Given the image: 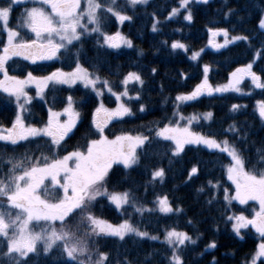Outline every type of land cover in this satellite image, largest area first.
Listing matches in <instances>:
<instances>
[{"label":"trees","instance_id":"1","mask_svg":"<svg viewBox=\"0 0 264 264\" xmlns=\"http://www.w3.org/2000/svg\"><path fill=\"white\" fill-rule=\"evenodd\" d=\"M7 3L8 0H0L2 6ZM174 8L180 9L179 15L169 18ZM120 9L132 16V20L124 22L119 28L115 17L108 14L103 30L107 33L121 32L132 41L131 48H108L103 39L93 33L90 37L76 41L67 53L61 50L59 59L40 60L33 64L22 57H14L13 61H9V74L23 77L32 72L33 75L42 76L57 69L74 68L78 56L83 67L106 79L113 91L119 92L124 90L121 79L130 72H136L143 79V86L134 83L127 89L129 96L135 97L139 93L140 99L124 100L133 115L112 121L105 129L109 139L125 133L148 135L151 139L156 128L172 120L178 105L183 116H202L211 112L210 120L201 118L198 122L194 121L192 129L220 141L227 139L245 158L246 170H264V121L256 111L257 102L264 101V88L256 87L251 78L246 77L239 85L240 92L201 95L187 102L175 99L180 94L192 92L201 84L205 66L210 68L207 78L213 86L224 84L232 71L249 63H253L252 71L264 83V29L259 27L260 20L264 19V0H208L207 3L191 0L188 9L180 8V0H149L147 5H137L134 9L126 4V0H118L117 10ZM189 10L193 17L191 21L184 19ZM153 23H157L155 32L152 30ZM217 28L227 29L231 36H246L248 39L212 50L207 47L212 38L209 29ZM0 35L2 50L5 45L2 30ZM176 41L187 45V51L173 49L171 45ZM199 51L200 57L192 60L193 53ZM69 96L81 114L80 120L58 149L50 146L49 137L30 138L16 145L0 141V157L5 161L9 157L15 160L27 157L36 161L42 155L51 156L53 151L60 157L72 151L85 150L91 139H98L99 134L93 125L98 98L90 88L80 84L72 87L49 85L44 93V101L33 98L27 106L25 122L35 126L44 125L48 110L64 109ZM8 98L0 91V126L3 128H10L16 117V106ZM113 99L105 90L104 102L112 107ZM141 104L144 111H139ZM233 105H239V108L234 110ZM231 126L239 131H227ZM172 147L171 141L153 140L137 150L138 164L131 168L113 164L108 190L128 191L130 202L122 209H117L106 197H98L91 209L95 217L113 224L128 219L140 231L159 239L152 240L135 234H128L123 240L110 236L85 237L87 231H84L82 238L89 244L93 261L98 259V253H107L105 264H171L172 249L164 242V238L166 230L176 228L196 240V244H187L180 250L179 255L184 264L249 263L261 237L251 226L242 229L240 236H237L232 228L234 221H228L226 216H251L253 203L256 202L240 205L233 200L228 210L229 205L223 199L224 190L227 189L230 197L235 192L225 170L231 158L227 153L201 145H186L184 152L174 157L171 154ZM192 167H197L198 172L189 180ZM160 168L165 172L162 183L159 178L153 179L152 176ZM0 169L8 171V167L3 164H0ZM209 181L218 183L219 190L213 188ZM201 188L203 192L199 191ZM163 196L168 197L173 213L152 209L156 208L157 198ZM133 204L151 211L141 215ZM176 209L182 211L177 212ZM67 227L76 234V225ZM213 242L216 247L210 248ZM4 252L5 248H0V264L9 262L7 259L3 261ZM21 264H77V261L67 259L62 246L56 245L48 253L38 248ZM256 264H264V261Z\"/></svg>","mask_w":264,"mask_h":264},{"label":"snow or ice","instance_id":"2","mask_svg":"<svg viewBox=\"0 0 264 264\" xmlns=\"http://www.w3.org/2000/svg\"><path fill=\"white\" fill-rule=\"evenodd\" d=\"M191 0H180V8L188 9ZM207 3L208 0H202ZM31 3L33 6L25 8L21 14L16 27H9V20L12 15L14 4ZM149 0H126V4L133 9L137 5H147ZM118 9V0H86V7L81 9V0H8L4 6H0V30L7 34V42L0 50V91L14 97L17 106V115L10 128L0 126V141L16 145L21 141H28L30 138L49 137L50 146L58 149L61 143L68 137L69 133L76 127L80 120V112L74 107V101L71 96L67 98V106L62 112H56L49 109V119L47 123L38 128L25 122L24 113L27 106L31 104L32 97L27 89L35 86L38 96L43 93L50 84L72 86L77 82L90 88L97 96H103V89L115 97L116 107L107 108L101 102L95 109L93 125L100 134L98 139H91L86 144V151H72L59 157L58 153L53 151L51 156L42 155L39 160L32 161L27 157L21 160L9 157L6 161L0 157V164L8 167L7 172L0 169V243H3L7 249L5 256L9 258V264H21L26 260L30 253H36L37 245H43V251L49 252L59 243H61L63 252L72 261L77 264H85L84 257H87V264H105L108 260L107 253H98V259L93 261V254L89 251V244L86 239H82L70 230H65V226L70 222V218L80 217V225L90 229L84 236H110L118 237L123 240L128 234H135L139 237H149L152 240H158L157 236H149L147 232L140 231L130 220L125 219L120 224H112L104 219L95 217L91 209L95 205L98 197H106L117 209H122L130 202V193L110 192L108 190L109 173L113 164L122 163L125 168H131L139 163L137 148L153 140L171 141L172 156H179L184 152L186 145H204L209 149L218 150L220 153H227L231 158L230 163L225 166L227 178L235 185V196L230 197L227 189L224 190V201L230 205L233 200L238 201L240 205H246L249 201L257 202L259 210L254 212L252 218L243 214L228 215V221H234L233 231L240 236L241 230L249 226L255 229L262 241L258 244L257 250L252 257L251 264H256L257 260L264 257V170L257 171L246 170L245 158L240 151L229 143L227 139L218 141L211 135L194 131L193 122H198L201 118L210 120L212 113H204L202 116L193 114L184 117L177 111L173 113L172 120L165 126L154 130V136L125 133L109 139L104 135L105 128L113 121L122 119L126 116H132V109L124 102L123 97L129 101L139 100V93L135 97L129 96L127 85L132 82H138L143 86L144 81L138 73L130 72L123 79L125 86L122 92H115L109 85V82L101 80L98 74H93L87 68L79 63L78 56L74 63L75 67L70 72H64L57 69L47 76H34L28 72L24 78L9 74V61L14 57H22L35 64L38 60H52L57 57L61 49L65 53L69 51V46L74 41H81L82 36H91L97 34L103 39L104 45L108 48L119 49L121 46L131 48L132 41L117 31L114 34L105 32V19L108 14L114 16L122 25L126 21H131L132 16L125 13L123 9ZM179 8L172 9L169 18L178 16ZM184 19L191 21L192 13L189 10ZM158 23V21H157ZM157 23H153L152 30L157 31ZM91 25V28L89 26ZM259 27L264 29V19L260 20ZM19 29V30H17ZM27 29L29 33L34 34V38H25L21 31ZM213 38L223 36V44H217L213 39L210 44L214 48H223L230 43L239 40H247L246 36H232L229 38L227 29H209ZM171 47L173 49H184L187 51V45L176 41ZM141 55L143 53L141 52ZM200 52H194L191 59L197 60ZM251 63L237 68L231 73L232 79L225 85L214 87L207 78L210 71L209 66L204 67L205 77L201 84L187 94H180L175 99L180 102L196 100L199 96L213 92H240L239 85L246 77H250L256 87L264 88L261 83V77L252 71ZM153 73L155 69L152 70ZM97 85H102L98 88ZM239 108V105H233V109ZM259 114L264 118V101L258 102ZM139 111H144L143 104ZM67 116V120L61 122L60 117ZM181 126L176 121H185ZM227 131L237 133L239 130L231 126ZM153 132L152 129L149 130ZM71 162V164H70ZM198 172L197 167H192L189 174V180ZM164 169L160 168L152 173L153 179L159 178L161 183L164 179ZM49 181L52 188L63 190V196L58 202L52 203L43 199L39 192L49 191L45 181ZM63 181V182H62ZM209 184L219 190L220 185ZM203 192L204 189H199ZM6 201V203H5ZM156 203L159 211L162 213H173L174 209L167 196L158 197ZM209 203H212L209 200ZM135 210L141 215L151 209L136 206ZM15 209L16 214H12ZM177 212L182 209H176ZM60 221V229H57L56 222ZM191 224V221H188ZM36 229H39L38 231ZM243 237L241 236V239ZM164 242L172 249L171 264H184L179 252L187 244H196L187 232L178 231L176 228L166 230ZM215 248L213 242L209 245Z\"/></svg>","mask_w":264,"mask_h":264},{"label":"rangeland","instance_id":"3","mask_svg":"<svg viewBox=\"0 0 264 264\" xmlns=\"http://www.w3.org/2000/svg\"><path fill=\"white\" fill-rule=\"evenodd\" d=\"M124 3V2H123ZM0 6H2V5H0ZM15 6H17L16 7V9H15ZM33 5L31 4V3H27V4H14L13 5V9H14V15H11V18H10V20H9V27H13V28H15L16 27V25H17V23L19 22V20H20V17H21V14L24 12V10H25V8H30V7H32ZM86 7V0H81V9H83V8H85ZM18 9V10H17ZM116 20V19H115ZM127 22V21H126ZM118 23H119V21H118ZM11 24H12V26H11ZM123 26V25H122ZM89 28H91V25L89 26ZM119 28H121V24L119 23ZM17 30H19V29H17ZM4 37H5V44H6V42H7V34L4 32ZM108 34H114V33H108ZM21 35L22 36H24L25 38H29V37H31V38H34V34H31V33H29L28 32V30L27 29H24V30H22L21 31ZM92 36V35H91ZM82 37H90V36H82ZM232 36L231 35H229V38H231ZM0 38H1V35H0ZM212 39H214L215 40V42L217 43V44H223V42H224V37L221 35V36H217V37H215V38H211V40L210 41H212ZM76 41H74L73 42V44L75 43ZM72 46V45H71ZM71 46H69V47H71ZM208 48H210V49H212V50H217V48H214L211 44H210V42L208 43V46H207ZM126 48H128V47H126V46H121L119 49H117V50H122V49H126ZM112 49V48H111ZM220 49V48H219ZM61 50H63V49H61ZM62 52V51H61ZM60 52V53H61ZM200 53H201V51H199ZM60 53H58L57 54V57L56 58H54V59H59L60 58ZM54 59H52V60H54ZM38 61H40V60H38ZM42 61V60H41ZM252 65H253V63H251ZM244 66H246V65H244ZM75 67V66H74ZM241 67H243V66H241ZM85 68V67H84ZM240 68V67H239ZM74 68H70V69H66V70H63L64 72H70V71H72ZM236 70V69H235ZM234 70V71H235ZM56 71V70H55ZM55 71H52V72H55ZM234 71H232V72H234ZM52 72H50V73H52ZM231 72V73H232ZM49 73V74H50ZM136 73V72H135ZM49 74H46V75H42V76H47V75H49ZM128 75V74H127ZM127 75H125L122 79H121V83H122V81H123V79L127 76ZM207 75H208V73H207ZM26 76V75H25ZM25 76H23V77H21V78H24ZM34 76H38V75H34ZM204 77H205V73H204V76H203V79H202V81L204 80ZM3 78V75L1 76L0 75V79H2ZM232 79V77H231V74L229 75V78H228V80H227V82H225L224 84H221V85H225V84H227V83H229V81ZM101 80H103V79H101ZM134 83H138V82H135V81H132V82H130L128 85H127V87L130 85V84H134ZM202 83V82H201ZM77 84H80V85H82V86H84L82 83H80V82H77L76 84H74V85H77ZM139 84V83H138ZM50 85H52V84H50ZM74 85H72V86H74ZM123 85V84H122ZM54 86H69V85H54ZM72 86H70V87H72ZM97 87L98 88H101L102 87V85H97ZM125 87V86H124ZM214 87H216V86H214ZM105 90H106V93H108L107 92V89L106 88H104L103 89V92H105ZM128 90V89H127ZM27 91H28V93H29V95L32 97V99L33 98H37V99H41V101H44L43 99H44V93H43V96L41 97V96H38L37 95V93H36V88H35V86L33 85V86H30L28 89H27ZM123 91V89L121 90V91H119V92H122ZM94 92V91H93ZM115 92H117V91H115ZM119 92H117V93H119ZM95 93V92H94ZM129 93V92H128ZM215 93H221V92H213V94H215ZM96 94V93H95ZM5 95L7 96V97H9L8 96V94H6L5 93ZM203 95H207V93H205V94H203ZM104 96V95H103ZM103 96L101 97V96H97V98H98V105H97V107H99L100 106V103L102 102L103 104H104V106L105 107H107V108H109V109H111V108H115L116 107V101L114 100L115 99V97L114 96H112L110 93H109V96L111 97H114V105L112 106V107H110V106H108L105 102H104V100H103ZM131 96V95H130ZM127 97H123L122 99L123 100H125ZM9 100H11L14 104H15V106H16V103H15V100H14V97H9L8 98ZM67 106V105H66ZM65 106V107H66ZM64 107V108H65ZM75 107V106H74ZM96 107V108H97ZM95 108V109H96ZM76 109V108H75ZM62 110L63 109H61V110H52V111H56V112H62ZM77 110V109H76ZM78 111V110H77ZM256 111H257V113L259 114V110H258V102H257V104H256ZM48 113H49V110H48ZM94 113H95V110H94ZM208 113V112H207ZM16 115H17V106H16ZM192 116V115H191ZM200 116V115H199ZM259 116H260V114H259ZM184 117H189V116H184ZM261 117V116H260ZM48 119H49V114H48V118H47V121H48ZM261 119L264 121V118H262L261 117ZM60 120H61V122H63V121H65V120H67V116L66 115H62L61 117H60ZM113 121H115V120H113ZM79 122V121H78ZM77 122V123H78ZM47 123V122H46ZM45 123V124H46ZM178 123L181 125V126H184L185 124H186V120L185 121H181V122H179L178 121ZM194 123V122H193ZM44 124V125H45ZM111 124V123H110ZM110 124L108 125V126H110ZM44 125H42V126H36V127H38V128H42ZM35 126V125H34ZM107 126V127H108ZM106 127V128H107ZM105 128V129H106ZM74 130V129H73ZM97 132V131H96ZM72 133V132H71ZM71 133H69V135L71 134ZM98 133V132H97ZM99 134V133H98ZM100 135V134H99ZM104 135H105V130H104ZM111 139H114V138H111ZM218 141H220V140H218ZM201 146H204V145H201ZM204 147H206V146H204ZM207 148V147H206ZM139 149V147L137 148V150ZM80 151H86V149L85 150H80ZM64 156V155H63ZM60 157H62V156H60ZM70 164H71V162H70ZM115 164H122V163H115ZM123 165V164H122ZM231 181V180H230ZM63 182V181H62ZM232 182V181H231ZM45 184L46 185H48V188H49V191L47 192V193H45L43 190H41L40 192H39V194L41 195V197L43 198V199H47V200H49L50 202H52V203H56V202H58V199L59 198H61L62 196H63V190L62 189H59V187L57 186L56 188H52V186H51V184H50V182L49 181H45ZM233 186H234V188H235V185L233 184ZM235 196V192H234V195H233V197ZM250 202V201H249ZM112 204V203H111ZM113 205V204H112ZM114 207H115V205H114ZM153 210H157V211H159V208H158V204H156V208H152ZM259 210V205H258V203L256 202V203H253V213H252V215L251 216H247V217H249V218H252V216L254 215V212L255 211H258ZM16 211L17 210H15V209H13L12 210V214L13 215H15L16 214ZM240 215V214H239ZM77 217H74V218H70V222L65 226V230H69L68 229V227L67 226H70V227H72V226H75L76 225V228H78V230H75V232H76V236H78V237H80V238H82V235H83V232L84 231H87V232H89L90 231V229H88V228H84L82 225H80V223H79V221H80V217H78L77 219H76ZM123 222V221H122ZM122 222H120V223H122ZM120 223H118V224H120ZM113 224V223H112ZM56 226H57V229L59 230L60 229V226H61V222L60 221H57L56 222ZM37 231L39 230V229H36ZM71 231V230H70ZM72 232V231H71ZM73 233V232H72ZM3 238H0V240H2ZM83 239V238H82ZM165 239V238H164ZM262 241V238L260 239V241H259V243ZM57 245H61V243H59L58 242V244ZM55 247V246H54ZM53 247V248H54ZM258 247V246H257ZM0 248H5V252L4 253H6V251H7V249H6V247H5V245L3 244V243H0ZM38 248H40L42 251H43V245L42 244H38L37 245V249ZM256 250H257V248H256ZM256 250H255V252H256ZM44 252V251H43ZM255 252H254V254H255ZM48 253V252H47ZM253 254V255H254ZM5 256V255H4ZM253 257V256H252ZM9 260V258L7 257V256H5L4 258H3V261H5V260ZM67 259H69L68 257H67ZM84 259L86 260L87 259V257H84ZM70 260V259H69ZM72 261V260H71ZM251 261H252V258H251V260L249 261V263H247V264H251ZM260 261H264V257H261V258H259L258 260H257V262L256 263H258V262H260ZM8 264H9V262H8Z\"/></svg>","mask_w":264,"mask_h":264}]
</instances>
